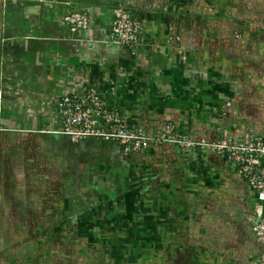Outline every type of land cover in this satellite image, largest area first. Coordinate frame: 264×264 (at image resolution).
Masks as SVG:
<instances>
[{"label": "crops", "instance_id": "1", "mask_svg": "<svg viewBox=\"0 0 264 264\" xmlns=\"http://www.w3.org/2000/svg\"><path fill=\"white\" fill-rule=\"evenodd\" d=\"M119 4L144 26L137 54L108 39ZM73 11L89 30L69 29ZM84 86L151 136H264V0H0V264H253L256 194L235 166L73 143L57 102Z\"/></svg>", "mask_w": 264, "mask_h": 264}, {"label": "built area", "instance_id": "2", "mask_svg": "<svg viewBox=\"0 0 264 264\" xmlns=\"http://www.w3.org/2000/svg\"><path fill=\"white\" fill-rule=\"evenodd\" d=\"M64 21L72 32L87 31L91 17L87 13L69 12ZM140 26L124 6L117 7L110 22L109 40L135 50L140 42ZM230 105V104H229ZM57 108L61 116V133L73 143L89 138L120 145L126 154L140 152L153 144L173 143L185 149L215 153L232 163L237 173L256 194V208L249 217L252 230L262 250L253 264H264V136L247 133L238 139L228 133L218 140L194 139L177 130L172 123L151 136L143 126L128 121L110 106L103 94L93 86L62 95Z\"/></svg>", "mask_w": 264, "mask_h": 264}, {"label": "rangeland", "instance_id": "3", "mask_svg": "<svg viewBox=\"0 0 264 264\" xmlns=\"http://www.w3.org/2000/svg\"><path fill=\"white\" fill-rule=\"evenodd\" d=\"M218 1V3H220V4H223V5H229L232 1H234V0H217ZM119 6H124L126 9H127V11L131 14V12H130V10L126 7V5L125 4H119V5H117L114 9H113V12H114V10L117 8V7H119ZM131 16L133 17V15L131 14ZM134 18V17H133ZM135 19V18H134ZM137 22H138V24H139V26H140V30H141V33H140V39H141V35H142V32H143V30H144V26H143V24L141 23V21H139V20H137V19H135ZM109 35H110V32H109ZM108 35V36H109ZM110 37H108V39H109ZM139 45H140V42H139V44H138V46H137V48L135 49V50H131V49H129L130 51H131V53H133V54H137L138 53V50H139ZM85 141V140H84ZM79 144V143H78ZM164 144H166V143H164ZM167 144H173V143H167ZM161 145H163V144H161ZM173 145H175V146H177V147H179L178 145H176V144H173ZM93 148H94V150L95 151H97L98 150V148H102V146L100 145V147H98V146H93ZM180 148H182V147H180ZM182 149H185V148H182ZM94 153H96V152H94ZM106 165H108V167L110 166H113V165H115V164H113V162H111V163H107L106 162ZM124 166H127V167H129V165L128 164H123ZM125 171H127V170H125ZM133 173H129V172H123V174H122V184L124 185V186H126V184H127V182L129 183V185H132V187H134L135 186V184L136 183H139L142 179H144V176L143 175H141V174H135L134 173V171H132ZM141 176H143V177H141ZM130 187V186H129ZM90 193V195L89 194H86V197H85V199L87 198V200H88V203L89 204H94L95 205V203L97 204V201H98V195H95V193L93 192V193H91V191L89 192ZM128 193H129V190H122V194L123 195H128ZM112 197V196H111ZM110 197V198H111ZM93 206H90V208H92ZM125 244H126V246H128V245H130V242H128V239H126L125 240Z\"/></svg>", "mask_w": 264, "mask_h": 264}]
</instances>
